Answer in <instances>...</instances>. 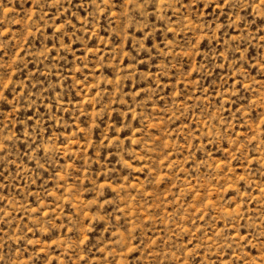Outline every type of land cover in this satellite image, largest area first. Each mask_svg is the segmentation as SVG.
Masks as SVG:
<instances>
[{
	"label": "rangeland",
	"instance_id": "obj_1",
	"mask_svg": "<svg viewBox=\"0 0 264 264\" xmlns=\"http://www.w3.org/2000/svg\"><path fill=\"white\" fill-rule=\"evenodd\" d=\"M0 264H264V0H0Z\"/></svg>",
	"mask_w": 264,
	"mask_h": 264
}]
</instances>
